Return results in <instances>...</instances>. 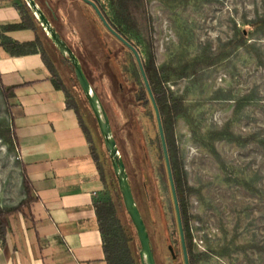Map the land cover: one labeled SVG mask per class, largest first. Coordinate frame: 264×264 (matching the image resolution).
Segmentation results:
<instances>
[{"label":"rangeland","instance_id":"obj_1","mask_svg":"<svg viewBox=\"0 0 264 264\" xmlns=\"http://www.w3.org/2000/svg\"><path fill=\"white\" fill-rule=\"evenodd\" d=\"M74 1L76 21L61 31L54 26L79 58L109 116L159 264H184L156 115L138 63L90 5ZM93 1L135 46L144 68L154 56L158 89L183 102L170 140L186 172L195 264H264V0H142L133 28L116 17L110 0ZM62 5L65 20H71L69 3ZM48 55L102 157L103 139L72 66L53 47ZM10 112V99L0 87L3 209L27 198ZM98 201L106 206L108 243L116 244L126 260L131 245L123 231L124 203L106 188Z\"/></svg>","mask_w":264,"mask_h":264},{"label":"crops","instance_id":"obj_2","mask_svg":"<svg viewBox=\"0 0 264 264\" xmlns=\"http://www.w3.org/2000/svg\"><path fill=\"white\" fill-rule=\"evenodd\" d=\"M36 1L58 30L76 21L74 0ZM63 1L70 6L69 21ZM23 3L0 0V33L20 45L37 37L41 43L37 52L26 45L22 53H11L0 34V81L14 88L12 127L34 201L9 217L0 264H109L95 206L105 185L79 116L42 57L43 47H55L31 11L32 28H5L22 23Z\"/></svg>","mask_w":264,"mask_h":264},{"label":"trees","instance_id":"obj_3","mask_svg":"<svg viewBox=\"0 0 264 264\" xmlns=\"http://www.w3.org/2000/svg\"><path fill=\"white\" fill-rule=\"evenodd\" d=\"M110 1L115 9L116 17L117 18L122 17L123 20H126V21L128 20V23L131 25V27L132 26L135 27L134 20H136V12L138 11L139 9L138 5L140 4V2H142V0H110ZM29 11L30 10L28 6L26 5V3H23V6H21V12L23 13L22 23L16 24V25H10L5 28L7 29H22L26 27L32 28L33 26L31 25V20H30L31 15ZM1 36L3 38V46L11 53H22L24 50L23 48L26 45L32 46L33 51L37 52V44L41 43L40 38L37 37L36 42L33 44L20 45L4 37L2 34ZM42 57L45 60L46 65L51 70L53 76L56 77L57 73L51 64L48 51L45 47H43L42 49ZM63 59L65 63L71 65L67 59L65 58ZM145 72L147 74L149 83L151 85L155 101L158 105L161 118L162 116L164 118L163 128H164V133L166 137L168 153L170 157V164H171L173 179H174V183L176 187V192L178 195L179 207H180L181 218H182V223H183V231H184V236H185V244H186V249H187V254H188V262L189 264H195L196 255L193 253L192 236L190 234V228H189L190 217H189L188 205H187L188 203L187 197H188L189 188L187 186L186 172H185L184 165L180 157L179 151L174 145V143H172L170 140L171 130L173 129L176 123L177 116L181 113L183 102L178 99L171 100L167 98L166 91L160 87L158 89V86H160L161 82L158 81V71L155 67L154 56L152 54L145 67ZM154 77L156 78V81L152 82V78ZM75 81L77 82L76 77H75ZM54 83L58 89H61L64 91L67 97V105L71 108H74L79 116V121L83 129L85 130V133L87 134L89 142L91 143V152H92L93 158L95 159L97 163L100 177H101L103 184L105 185V188L113 195V198L122 202L123 201L122 195L120 193L118 182L113 172V168L111 166L107 153L106 152L103 153L102 157H100V154L97 152V148L95 146L92 133L90 129L88 128L83 116L81 115L77 105L75 104V101H72L73 97L71 95L69 88L65 87L59 80H57V78L54 80ZM0 87L4 92V96L6 100L9 101V99L14 96V88L13 87L7 88L3 86L1 81H0ZM10 117L12 120L11 112H10ZM13 136L15 138V135ZM15 141H16V138H15ZM22 169H23V183L26 187L27 198L17 207L9 208V209L0 208V239L2 241H4L5 239L7 228L9 226V217L14 214L22 212V210L28 205V202L34 201V198H31L32 184L28 178V175H27V172H26V169L23 163H22ZM95 206L97 210L99 225L101 228V232L103 234V240L105 243L104 248H105L106 259L108 263L109 264H141L140 258H139L140 244L137 238L136 230L132 224V221L128 213L125 212V215L127 216V223L123 231L125 233L126 243L128 245L130 244L131 247H130L128 259L125 260V259H122V255H120V249L118 248V246L115 244L114 248H111V246L108 243V236H107V230H106V225L108 223V220H107L105 204L103 202L97 201ZM149 235L151 238V244H152V248L154 251L156 263L159 264L157 250L154 245V238L150 230H149ZM169 251L172 254L171 247H169ZM173 258H175V256H173Z\"/></svg>","mask_w":264,"mask_h":264},{"label":"water","instance_id":"obj_4","mask_svg":"<svg viewBox=\"0 0 264 264\" xmlns=\"http://www.w3.org/2000/svg\"><path fill=\"white\" fill-rule=\"evenodd\" d=\"M24 1L26 5L28 6L29 10L35 16L37 22L42 27L43 31L45 32L46 36L49 38L51 43L59 51L61 56L67 59L72 65L76 80L87 100V103L92 113L95 116L100 134L103 139L104 147L110 158L111 166L113 168V172L118 182V187L122 195L125 209L136 230L137 238L140 244L139 258H140L141 264H157L155 260L152 244H151V238L149 235V231L144 221V218L141 214V211L136 203L133 190H132V186L129 182V177H128V173L126 170L125 162L119 152L116 139L113 136L109 116L96 90L91 85L79 58L74 53V51L69 47V45L64 40V38L61 36L59 31L56 29V27L53 25L52 21L49 19V17L47 16L45 11L41 7V5L36 0H24ZM82 1L90 5L94 9L98 18L100 19V21L103 23V25L109 32L117 40H119L124 46H126L128 49L132 51L138 63L141 76L146 86V91L148 93V96L151 100L152 106L155 111L156 120L158 124V130H159L161 144H162V150L164 154L165 165H166L167 174H168V180H169V184H170V188L172 192V198H173V203H174V208L176 212V218H177V223H178V228H179V233H180L183 259H184L185 264H189L188 254H187V249H186V244H185V236H184V231H183V223H182L181 212H180L179 201H178V195L176 192V187H175V183L173 179V174H172V169H171V164H170V157L168 153V147L166 143V137L164 133L162 118H161L158 105L155 101L147 74L145 72V68L141 60V56L138 50L135 48V46H133L127 39H125L121 34H119L108 23V21L106 20V18L104 17V15L99 10V8L97 7V5L95 4L93 0H82Z\"/></svg>","mask_w":264,"mask_h":264}]
</instances>
